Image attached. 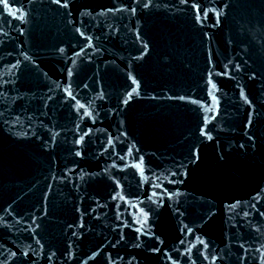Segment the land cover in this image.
<instances>
[{
  "label": "water",
  "instance_id": "1",
  "mask_svg": "<svg viewBox=\"0 0 264 264\" xmlns=\"http://www.w3.org/2000/svg\"><path fill=\"white\" fill-rule=\"evenodd\" d=\"M264 0H0V264H259Z\"/></svg>",
  "mask_w": 264,
  "mask_h": 264
}]
</instances>
